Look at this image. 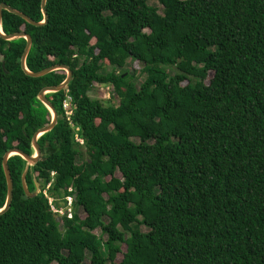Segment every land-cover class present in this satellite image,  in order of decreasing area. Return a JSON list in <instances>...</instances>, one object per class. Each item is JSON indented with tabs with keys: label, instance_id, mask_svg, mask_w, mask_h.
I'll list each match as a JSON object with an SVG mask.
<instances>
[{
	"label": "trees",
	"instance_id": "obj_1",
	"mask_svg": "<svg viewBox=\"0 0 264 264\" xmlns=\"http://www.w3.org/2000/svg\"><path fill=\"white\" fill-rule=\"evenodd\" d=\"M150 1L47 0L44 25L3 10L6 34L33 38L30 70L66 64L73 77L46 94L63 119L39 137L41 158L8 159L0 264H264V0ZM2 2L44 19L42 0ZM26 43L0 36V209L5 153L34 154L35 132L52 120L39 93L67 77L26 74ZM131 59L143 64L139 87ZM97 84L119 103L92 98ZM68 96L89 155L81 163ZM50 181L58 205L74 196L63 230L42 192Z\"/></svg>",
	"mask_w": 264,
	"mask_h": 264
},
{
	"label": "water",
	"instance_id": "obj_2",
	"mask_svg": "<svg viewBox=\"0 0 264 264\" xmlns=\"http://www.w3.org/2000/svg\"><path fill=\"white\" fill-rule=\"evenodd\" d=\"M46 4H47V0H42V11L44 14V19H43V21L39 22V21H36L33 18H31L29 15H27L23 11L10 6L6 2L0 3V36L6 40H13V39L20 38V37H24L27 40V43H26V46H25V49H24V52H23V55L21 58V66H22L23 70L25 71V73L30 75V76H33V77H40V76H44V75H46V74H48L54 70H57V69H65L67 71V77L65 78V80L63 82H61L58 85L46 86L39 93L40 100L50 109V111L52 113V120L48 125H45V126L39 128L35 132V134L33 136V140H32V144H33V147L35 150L34 154L30 155V154L26 153L25 151H23L19 148H11L9 151H7L5 153V155L3 157V168H4V172H5L6 179H7L8 191H7L6 204L2 209H0V214L6 212L11 207L12 200H13V194H14V182H13L12 174H11L9 164H8L9 157L14 155V154H19L28 162L29 165H34L37 163V161L42 156V149L38 143L39 137L42 134L52 130L55 127V125L58 123L59 119H63V115L58 113V111L54 107L53 103L47 98L46 94L48 92L60 91L64 88H66L68 86V84L70 83L72 77H73V70L66 64H55V65H52V66L47 67L45 69H42L40 71L30 70L27 67L26 60H27V56H28V54L32 48V45H33L32 36L26 32H14L11 34H6L2 29L3 10H8L12 13H15V14L19 15L20 17L24 18L29 23H32L34 25L46 24L48 22V19H49ZM28 170H29L28 167H26L22 173V183H23V187L25 189L26 194L31 196V197H34V196L39 194L40 188H39L38 182L36 181L35 190L30 191V189L27 185Z\"/></svg>",
	"mask_w": 264,
	"mask_h": 264
},
{
	"label": "rangeland",
	"instance_id": "obj_3",
	"mask_svg": "<svg viewBox=\"0 0 264 264\" xmlns=\"http://www.w3.org/2000/svg\"><path fill=\"white\" fill-rule=\"evenodd\" d=\"M150 4L152 5H159V3L157 1H154V0H151L150 1ZM143 67V64L138 62L137 60H129L127 65H126V69L130 72V73H133L134 71H136V77H135V80L134 82L137 84V86L139 87L141 82L144 80L145 78V74L143 72H141V69ZM105 71H111L113 69L112 66H108L107 64H105V67H104ZM117 71H121V69H118L116 68ZM168 71L170 72V74H174L175 72V68L173 67H170L168 68ZM213 77V72H210L209 73V76L206 80V82L208 83L210 81V79ZM102 90L100 87H102ZM111 93V87L110 89L107 88V85H94L90 91V96L94 99H98L100 100L101 102H103L104 104H114V105H117L119 103V98H113V97H110V94ZM104 95H107V97H104ZM187 120H185L186 122ZM189 125H190V121L187 122ZM81 151L83 153L82 155V158L79 159V163H81L82 161H85V160H88L89 159V155H88V152H87V147L86 146H81ZM33 172V170H32ZM33 176H35V174H33ZM117 176H121V173L118 172L117 173ZM78 212L80 214L81 217H84L85 216V212L82 208H79L78 209ZM59 221L61 222V228L63 230V220H61V217H59ZM142 229L144 231L147 230V228L145 226H142ZM95 233H97L98 235L101 233L100 229H97L95 230ZM127 239L129 238V234L126 235ZM124 250L126 249V243L123 244V247H122ZM122 258V255H119L117 261H120ZM86 264H90V260L87 258L86 261H85ZM53 264H57V263H53Z\"/></svg>",
	"mask_w": 264,
	"mask_h": 264
},
{
	"label": "built area",
	"instance_id": "obj_4",
	"mask_svg": "<svg viewBox=\"0 0 264 264\" xmlns=\"http://www.w3.org/2000/svg\"><path fill=\"white\" fill-rule=\"evenodd\" d=\"M101 85H103V84H101ZM100 88L102 90L103 86ZM107 88L110 89V86L107 85ZM108 95H110V97H111V93ZM104 97H107V95H104ZM63 109H64V113H65L67 121L69 122L70 126L73 128L74 140L77 143H79L81 146H85V139L81 135V127L79 125H76L72 119L73 114H74V105H73L72 98L70 96H68L67 99L64 101ZM54 175H55V172L52 171V176H54ZM51 185H52V181H50L46 185V187L42 190L44 196L48 200V204L50 206L51 211H53L54 213H56L58 215V220H59V217H61V220H63V218L65 216L71 219L74 215V210H75V208H74V196L71 194H68L67 196H65L62 199V205H58L56 203V199L49 193V189H50ZM40 191H41V189H40ZM69 191H73V187H70Z\"/></svg>",
	"mask_w": 264,
	"mask_h": 264
}]
</instances>
